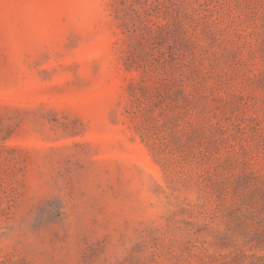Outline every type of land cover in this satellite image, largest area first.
I'll return each instance as SVG.
<instances>
[{
    "label": "rangeland",
    "instance_id": "374dc122",
    "mask_svg": "<svg viewBox=\"0 0 264 264\" xmlns=\"http://www.w3.org/2000/svg\"><path fill=\"white\" fill-rule=\"evenodd\" d=\"M0 264H264V0H0Z\"/></svg>",
    "mask_w": 264,
    "mask_h": 264
}]
</instances>
